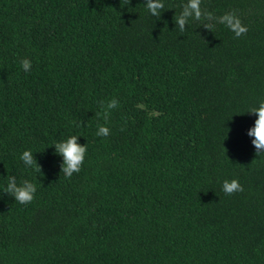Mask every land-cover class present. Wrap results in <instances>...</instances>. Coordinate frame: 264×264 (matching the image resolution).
Returning <instances> with one entry per match:
<instances>
[{
    "label": "trees",
    "instance_id": "obj_1",
    "mask_svg": "<svg viewBox=\"0 0 264 264\" xmlns=\"http://www.w3.org/2000/svg\"><path fill=\"white\" fill-rule=\"evenodd\" d=\"M186 2L158 18L146 0H0V264H264L247 112L264 101V0H201L239 38L194 19L181 33ZM72 135L87 151L65 178L53 145ZM9 176L37 185L31 204L3 193Z\"/></svg>",
    "mask_w": 264,
    "mask_h": 264
},
{
    "label": "clouds",
    "instance_id": "obj_2",
    "mask_svg": "<svg viewBox=\"0 0 264 264\" xmlns=\"http://www.w3.org/2000/svg\"><path fill=\"white\" fill-rule=\"evenodd\" d=\"M130 0H125V3H129ZM201 0H187L182 6L181 13L176 17V26L179 31L183 33L185 26L190 19L196 21H215L216 23L223 24L229 30H231L236 38L245 35L248 31L247 26L243 25L238 16L233 12L225 13L223 16L217 18L211 12L202 10ZM146 8L152 16L160 17L162 11L166 10L163 0H146ZM205 28L210 29L211 23H203ZM21 68L24 72H31V61L23 58L20 60ZM119 106V101L115 98L109 100L107 103L101 102V108L103 110V119L107 122L111 110ZM254 113L256 119L253 126L248 130V135L252 136L253 145H255L256 154L264 151V101H261L259 105L251 110L247 111ZM76 127H80L79 122H75ZM123 130V129H122ZM110 134V129L105 125H98L96 135L107 137ZM55 152L62 156L63 160L60 166V172H63L65 178H71L73 173H79L84 163V157L87 151L86 146L77 142V136L72 135L65 140L59 141L54 145ZM20 160L23 162L26 168H33L36 172H41L40 165L37 164L33 152L31 150H25L20 155ZM37 185L27 179L23 180L19 184L13 176L8 177L7 186L3 193L10 195L16 202L21 205H29L35 199ZM222 190L225 195H233L236 192H243V187L237 179L227 180L225 179L222 184Z\"/></svg>",
    "mask_w": 264,
    "mask_h": 264
}]
</instances>
